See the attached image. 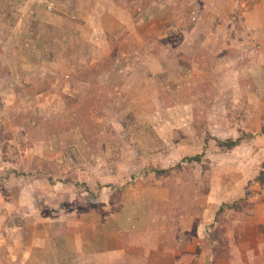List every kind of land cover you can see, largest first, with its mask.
<instances>
[{
    "label": "rangeland",
    "instance_id": "obj_1",
    "mask_svg": "<svg viewBox=\"0 0 264 264\" xmlns=\"http://www.w3.org/2000/svg\"><path fill=\"white\" fill-rule=\"evenodd\" d=\"M0 264H264V0H0Z\"/></svg>",
    "mask_w": 264,
    "mask_h": 264
}]
</instances>
